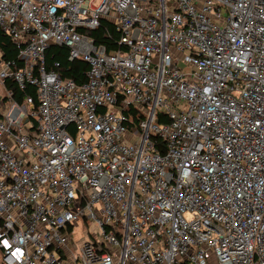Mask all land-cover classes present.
I'll return each mask as SVG.
<instances>
[{
    "label": "built area",
    "instance_id": "obj_1",
    "mask_svg": "<svg viewBox=\"0 0 264 264\" xmlns=\"http://www.w3.org/2000/svg\"><path fill=\"white\" fill-rule=\"evenodd\" d=\"M0 29V264H264V0H0Z\"/></svg>",
    "mask_w": 264,
    "mask_h": 264
},
{
    "label": "trees",
    "instance_id": "obj_2",
    "mask_svg": "<svg viewBox=\"0 0 264 264\" xmlns=\"http://www.w3.org/2000/svg\"><path fill=\"white\" fill-rule=\"evenodd\" d=\"M90 34L94 37L95 42L104 44L108 50L118 48V45L115 42V38L118 37V33L109 22L102 21L99 27L91 31ZM0 52L1 59L6 61L13 60L17 56L15 44L8 35L2 32L1 29ZM45 62L48 67L54 62H58L62 78H70L77 84L84 82L86 79L85 73L88 68V64L80 58L69 60L67 48L64 46L55 44L50 45L45 52ZM5 86L11 91L12 98L15 101L21 102L23 97L28 95L33 100V107H36L37 99L35 87L27 85L25 89L22 90L12 79H7Z\"/></svg>",
    "mask_w": 264,
    "mask_h": 264
},
{
    "label": "rangeland",
    "instance_id": "obj_3",
    "mask_svg": "<svg viewBox=\"0 0 264 264\" xmlns=\"http://www.w3.org/2000/svg\"><path fill=\"white\" fill-rule=\"evenodd\" d=\"M5 97H6V92L4 90V88L0 85V105L4 103L5 101ZM28 107L30 106V104H27ZM97 232V227L92 224H79L76 227V231H75V237L78 239L77 244L76 245H80L82 241L86 240V239H90L91 238V234ZM73 244H74V238L72 240Z\"/></svg>",
    "mask_w": 264,
    "mask_h": 264
},
{
    "label": "crops",
    "instance_id": "obj_4",
    "mask_svg": "<svg viewBox=\"0 0 264 264\" xmlns=\"http://www.w3.org/2000/svg\"><path fill=\"white\" fill-rule=\"evenodd\" d=\"M0 53H1V52H0ZM1 105H2V104H1ZM1 105H0V106H1Z\"/></svg>",
    "mask_w": 264,
    "mask_h": 264
}]
</instances>
